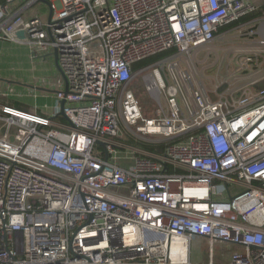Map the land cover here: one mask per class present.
I'll use <instances>...</instances> for the list:
<instances>
[{
    "label": "built area",
    "instance_id": "1",
    "mask_svg": "<svg viewBox=\"0 0 264 264\" xmlns=\"http://www.w3.org/2000/svg\"><path fill=\"white\" fill-rule=\"evenodd\" d=\"M48 1L0 0V41L61 70L53 116L0 104V264H264V89L213 95L178 62L264 0Z\"/></svg>",
    "mask_w": 264,
    "mask_h": 264
},
{
    "label": "rangeland",
    "instance_id": "2",
    "mask_svg": "<svg viewBox=\"0 0 264 264\" xmlns=\"http://www.w3.org/2000/svg\"><path fill=\"white\" fill-rule=\"evenodd\" d=\"M47 18V15H42L43 20ZM262 19L249 20L247 21L251 22L249 25H240L220 34L214 42L191 54L183 55L178 62H182L197 85L213 95L217 91L220 96L225 94L236 96L247 88L256 92L263 89L261 83H264V27L259 29L258 26ZM22 48L20 45L0 43L1 56H6L5 62H12L9 67L3 63L0 67L11 72L9 76L15 79L10 80L11 82L27 84L29 83L27 79L31 77L29 75L37 71L31 70L29 59H26ZM248 55L253 57L254 62H244ZM46 75L48 74L41 71L36 73L35 77ZM24 76L27 77L24 79L22 78ZM132 88L140 101L144 115L148 118L153 117L156 105L141 80H134ZM55 91L56 89L50 90L52 93ZM24 101L28 105L40 107L47 113H52L57 105L53 94L36 100L26 98ZM26 109L31 110L29 106ZM216 250L220 251L221 247L217 246ZM191 254L194 262L205 263L208 259V247L196 241Z\"/></svg>",
    "mask_w": 264,
    "mask_h": 264
},
{
    "label": "crops",
    "instance_id": "3",
    "mask_svg": "<svg viewBox=\"0 0 264 264\" xmlns=\"http://www.w3.org/2000/svg\"><path fill=\"white\" fill-rule=\"evenodd\" d=\"M5 0H1V3L4 4ZM31 0H16L15 6H13L15 9H20L21 10V15L24 17V19H30L36 15L42 16V15H47L49 17V12L50 9L49 7L43 3L42 1H36L32 4H29ZM16 6H19V8H16ZM259 20V19H257ZM256 21V20H253ZM248 24V22L242 24L245 25ZM262 29V27H260ZM0 43H9V42H4L0 41ZM9 44H15V43H9ZM15 45H20V44H15ZM22 46L23 50L25 51V56L26 59H29L31 70H35L37 72H34V74L29 75L31 76L29 79V83L27 84H20V83H15L11 82L10 80H15L13 79L12 76H9L11 72L8 71V69L5 71L3 68L0 67V104H8L11 106H14L15 103H18L24 107L25 111H31L43 116H53L56 113V106L54 107V110L52 113H47L43 111L40 107L36 105H28L25 103L24 99H40V98H46L48 95L53 94L55 98V93L50 92V90H54L57 88V82L59 80V71L57 70L55 66V60L52 57L47 58L45 61H36L31 58L30 50L27 46L25 45H20ZM5 57L6 56H1L0 54V64H6L9 67V64L12 62H5ZM11 60V58L9 59ZM45 72L48 75L43 76V77H35L36 73L38 72ZM48 76V77H47ZM24 76L22 78L25 79ZM23 81V80H21ZM13 90V95L10 96L9 98H5L4 93L8 90ZM15 97V100H14ZM10 98H13L12 100H9ZM18 98V99H16ZM56 100V98H55ZM57 103V102H56ZM29 109H26V108ZM23 110V109H21Z\"/></svg>",
    "mask_w": 264,
    "mask_h": 264
},
{
    "label": "trees",
    "instance_id": "4",
    "mask_svg": "<svg viewBox=\"0 0 264 264\" xmlns=\"http://www.w3.org/2000/svg\"><path fill=\"white\" fill-rule=\"evenodd\" d=\"M264 17V12L262 11H258L257 13H254L250 16H247L243 19H241L240 21H236L234 23H231L227 26H224L222 27L220 30H219V35L222 34V33H225V32H228L229 30H232L244 23H246L247 21L249 20H253L255 18H263ZM175 53V50H170L168 52H165V53H162V54H159V55H156L154 57H151V58H148L144 61H141L140 63H137L135 66H134V70H139L143 67H146V66H149V65H152L154 64L155 62H160V61H163L164 59L172 56L173 54ZM263 86H264V83H261ZM264 89V88H263ZM261 89V90H263ZM14 107L17 108V109H23L24 110V107L18 103H15L14 104ZM143 147H145L146 149H149V150H155L156 148L153 147L152 145L150 144H146V145H143Z\"/></svg>",
    "mask_w": 264,
    "mask_h": 264
},
{
    "label": "water",
    "instance_id": "5",
    "mask_svg": "<svg viewBox=\"0 0 264 264\" xmlns=\"http://www.w3.org/2000/svg\"><path fill=\"white\" fill-rule=\"evenodd\" d=\"M40 1H42L43 3H45L48 7H49V9L51 8V6H50V2L48 1V0H40ZM51 10H50V12H49V16L51 17ZM18 37L19 38H21V39H23L24 38V32H19L18 33ZM55 66H56V68H57V70L60 72V74H61V70H60V67H59V65H58V56H57V54L55 53ZM66 93H68L67 91H66ZM64 104H65V102L63 101L62 103H61V113H60V115L62 116V117H65L64 116V112H63V108H64ZM66 118V117H65Z\"/></svg>",
    "mask_w": 264,
    "mask_h": 264
}]
</instances>
